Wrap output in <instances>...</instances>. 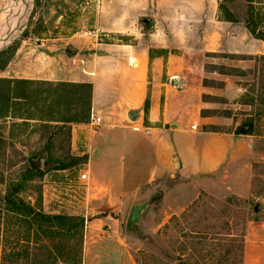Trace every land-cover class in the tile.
<instances>
[{"label":"rangeland","instance_id":"1","mask_svg":"<svg viewBox=\"0 0 264 264\" xmlns=\"http://www.w3.org/2000/svg\"><path fill=\"white\" fill-rule=\"evenodd\" d=\"M218 4L217 0L0 1V51L18 50L9 55L7 72L41 74L49 67L81 74L138 71L137 62L130 66L128 59L147 49L145 72L153 74L155 64L150 61L155 57L182 55V60L170 63V73L204 75L203 83L214 87L215 97L205 98V108L215 112L217 123L199 125L197 130L235 135L239 128L252 126V135H236L249 138L242 155L215 172L189 177L160 172L142 185L144 168L137 165L135 181L142 186L122 192L117 200L105 180L91 170L93 149L79 155L87 149L74 141L72 151V137L96 135L106 124H111L112 132L118 127V131L142 129L134 124L137 118L126 116L119 126L97 115L103 119L101 125L92 127L90 110L87 123L55 122L79 116L77 106L89 102L88 91L56 90L38 82L21 87V94L30 97L20 103L18 118L0 120V264H19L3 258V197L10 182L23 178L30 160L39 164L42 174L24 184L21 198L36 201L44 214L84 220L81 241L76 237L62 241L70 251L66 264H264V41L252 36L244 22L249 15L256 32L264 35V0L227 3L236 23L222 21ZM239 47L243 53L233 54ZM255 49L260 53L253 55ZM6 57L0 56V66ZM170 77L179 80L168 76L170 86ZM57 83L61 82H51ZM76 95L82 99L78 105ZM148 108L147 97L143 115ZM75 124L86 127L73 132ZM62 163L71 167L61 170ZM118 167L120 172V166H111L106 177H119ZM83 174H88L87 182L80 179ZM102 204L111 215L105 225L97 221L103 216ZM139 208L137 221L131 222Z\"/></svg>","mask_w":264,"mask_h":264},{"label":"crops","instance_id":"2","mask_svg":"<svg viewBox=\"0 0 264 264\" xmlns=\"http://www.w3.org/2000/svg\"><path fill=\"white\" fill-rule=\"evenodd\" d=\"M222 45L220 42L219 46ZM232 53L242 54L243 50L239 47ZM253 53L257 55L260 52L255 49ZM261 54L264 55V52ZM48 59L50 63L51 58ZM178 59L182 60V55L155 57L150 61L155 64L153 74L145 72L149 62L147 49H140L135 57L128 59L130 66H134V61L137 62L138 71L123 70L119 71V74H81L79 70L71 71L63 67L57 71L54 66L52 67L54 70L49 67L41 74H13V71H6L11 65L10 62L0 71V78L89 84L91 114L102 117L104 115L103 119L119 126L124 124L126 116L136 112L137 119L134 124H141L143 130H149L148 134L135 132L131 127L125 131H118L121 129L118 127L116 132H112L111 124H106L96 135L85 134L81 140L80 134L72 137V151L75 149L74 141L78 143L80 149L83 147L87 149L78 153L79 155L87 154L93 149V158L89 157L91 170L93 174L105 180L107 184L105 186L111 190L113 199L118 200L122 192L139 190L140 186L150 183V179L160 172L186 177L213 173L242 155L244 144L248 142L249 138L244 136L197 130L199 125L217 123L213 117L215 112L205 108L208 106V100L205 98L215 97L212 92L214 87L203 83L204 75H201V78L199 74H171L170 63ZM164 69L167 70L166 74ZM168 76H177L179 80L181 79L182 88L177 90L168 85L165 81ZM224 82V87H228L227 79ZM147 97L149 108L143 115L141 108ZM85 127L86 124H75L72 130L77 132ZM116 158L119 162H115ZM116 165L120 166V172L119 167L116 169L120 176L106 177L110 173V167L113 169ZM137 165L144 168L139 177L141 180L145 179L143 184L135 181L138 176L135 174H139L134 168ZM51 190L55 192L56 186ZM101 207L105 209L100 212L103 216L97 221L103 225L109 224L108 218H111V215L105 212L107 205L102 204Z\"/></svg>","mask_w":264,"mask_h":264},{"label":"trees","instance_id":"3","mask_svg":"<svg viewBox=\"0 0 264 264\" xmlns=\"http://www.w3.org/2000/svg\"><path fill=\"white\" fill-rule=\"evenodd\" d=\"M217 1L219 2L218 10L222 15V21L236 23L238 18L226 6L227 3L234 0ZM244 2L246 5H250L254 0H244ZM244 22L252 36L264 41V35L256 32L252 17L248 15ZM16 50L17 47L16 49L12 48L11 53ZM11 53L8 54V50L0 51V56L8 55L2 62L0 71L8 65ZM36 82L0 78V120L18 118L15 113L19 110L20 103L26 102L30 97L21 94V87ZM38 84H49L56 87V90L68 87L87 90L89 102L81 107L77 106L80 111L79 116L77 115L71 120H53L62 123H87L91 110V85L69 83L53 85L47 82H38ZM80 101L82 102V99L76 95L75 104L78 105ZM146 107L147 103H145ZM251 129V125L247 129L241 127L235 132V135H252ZM75 161H79L78 158L73 160V164ZM28 165L29 168L25 171L23 178L18 182H10L4 193V208L2 209L5 215V224L2 230L3 258H7L11 263L19 264H66L70 251L68 246L65 251L62 241L74 237L78 239V242L81 241L84 220L79 217L44 214L36 201L32 203L21 198L24 184L28 181L34 182V179H38L39 175L42 174L36 161L30 160ZM60 167L61 170H64L71 166L62 163Z\"/></svg>","mask_w":264,"mask_h":264},{"label":"built area","instance_id":"4","mask_svg":"<svg viewBox=\"0 0 264 264\" xmlns=\"http://www.w3.org/2000/svg\"><path fill=\"white\" fill-rule=\"evenodd\" d=\"M170 81V84L172 87L174 88H179L182 84H181V81L178 80L176 77H170L169 79ZM91 121H90V126L92 127H98L101 125V118L99 117H96L94 116L93 114H91ZM132 130L135 131V132H141L143 131L145 134H148L149 133V130L148 129H141L139 127H132ZM80 179L83 181V182H87L89 180L88 178V174H83L80 176Z\"/></svg>","mask_w":264,"mask_h":264},{"label":"water","instance_id":"5","mask_svg":"<svg viewBox=\"0 0 264 264\" xmlns=\"http://www.w3.org/2000/svg\"><path fill=\"white\" fill-rule=\"evenodd\" d=\"M129 117H130L131 119H135V118H136V114H135L134 112H132V113L129 115ZM140 210H141V208L134 210L133 215H132V218H131V222H136V221H137V217H138V215H139Z\"/></svg>","mask_w":264,"mask_h":264}]
</instances>
